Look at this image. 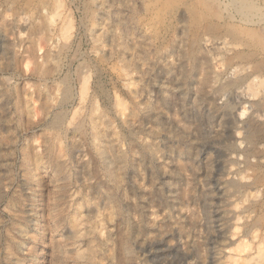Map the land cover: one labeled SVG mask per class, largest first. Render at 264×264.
I'll use <instances>...</instances> for the list:
<instances>
[{"label": "rangeland", "instance_id": "obj_1", "mask_svg": "<svg viewBox=\"0 0 264 264\" xmlns=\"http://www.w3.org/2000/svg\"><path fill=\"white\" fill-rule=\"evenodd\" d=\"M54 262L264 264V0H0V264Z\"/></svg>", "mask_w": 264, "mask_h": 264}, {"label": "bare ground", "instance_id": "obj_2", "mask_svg": "<svg viewBox=\"0 0 264 264\" xmlns=\"http://www.w3.org/2000/svg\"><path fill=\"white\" fill-rule=\"evenodd\" d=\"M218 67H219V66H218ZM124 76H125V75H124ZM124 76H123V77H124ZM127 76H128V75H127ZM131 79H132V78H131ZM129 80H130V79H129ZM245 88H246V87H245ZM243 90H244V89H243ZM250 90H251V89H250ZM245 93H247L246 90H245ZM245 95H246V94H245ZM247 96H248V95H247ZM247 96H246V97H247ZM251 96H252V94H251ZM235 97H236V96H235ZM237 97H238V96H237ZM120 114H121V113H120ZM256 131H257V130H256ZM256 131H255V129H254V132H256ZM260 131H261V130H260ZM259 133H260V132H259ZM60 213H61V212H60ZM63 220H64V219H63ZM63 220H62V221H63ZM58 254H59V253H58ZM58 254H57V255H58ZM54 257H55V256H54ZM54 264H55V262H54Z\"/></svg>", "mask_w": 264, "mask_h": 264}]
</instances>
